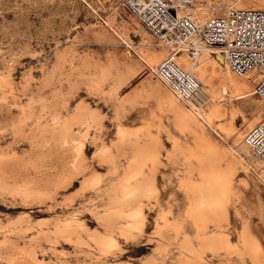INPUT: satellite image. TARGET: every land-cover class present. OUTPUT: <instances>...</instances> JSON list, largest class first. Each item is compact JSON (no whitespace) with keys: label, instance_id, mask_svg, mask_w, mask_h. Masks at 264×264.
Returning <instances> with one entry per match:
<instances>
[{"label":"rangeland","instance_id":"obj_1","mask_svg":"<svg viewBox=\"0 0 264 264\" xmlns=\"http://www.w3.org/2000/svg\"><path fill=\"white\" fill-rule=\"evenodd\" d=\"M209 1L213 4L216 0ZM109 20L115 27L134 21L154 44H161L124 9L122 0H0V264H149L152 258L177 264L185 235L197 244L192 220L184 221L178 237L172 227L158 234V224H165L161 219L164 213L171 212L174 221L183 219L188 208L181 184L187 166L181 151L194 147L193 136L175 126L174 115L161 104L152 84L159 83L173 93L151 75L148 66L142 64L131 72L123 64L113 63L126 46L109 39ZM129 35L135 44L142 42L134 31ZM237 77L244 79L245 75ZM252 88L255 92V85ZM208 101L199 93L192 103L206 109ZM263 102L256 92L240 101L238 107L247 120L257 122L247 128L239 119L237 129L247 134L264 119ZM93 112L98 120L84 125L81 120ZM158 120L160 128L155 125ZM145 125L159 135L162 148L161 164L153 174L159 194L146 200L143 232L127 238L114 226L119 248L101 253L84 232L80 233L83 242L77 241V235L74 240L55 237L48 242L39 238L36 229L18 231L28 225L26 220L18 222L20 217L28 215L33 224L41 219L63 223L78 219L91 231L105 233L107 228L99 216L108 204L106 194L119 184L134 156V147L119 151L114 145L120 140L119 130L137 132ZM65 126L70 127L69 133H64ZM209 133L230 149V141L221 140L211 129ZM174 137L179 147H174ZM74 143L84 146L80 154L73 150ZM103 147L116 155L117 172L102 161L99 153ZM92 174L100 175L101 183L82 190ZM193 179L195 188L201 178L196 174ZM17 185L36 193L18 195ZM233 186L237 196L228 204L229 221L224 231L230 242L240 247L241 233L248 225L264 248V182L258 172L239 169ZM209 230L216 231L214 224ZM163 240L171 252L157 251ZM206 256L211 264H242L235 254L213 256L209 252ZM246 263L253 264L249 259Z\"/></svg>","mask_w":264,"mask_h":264},{"label":"bare ground","instance_id":"obj_2","mask_svg":"<svg viewBox=\"0 0 264 264\" xmlns=\"http://www.w3.org/2000/svg\"><path fill=\"white\" fill-rule=\"evenodd\" d=\"M263 2L264 0H216L212 4L209 0H193L186 11L193 14L199 24H203L211 18L218 17L217 15H225L230 10L249 8L264 10ZM192 7H195L193 11ZM224 11L226 13L221 15ZM111 21L109 20L108 23L112 30L109 39L126 46L123 55L114 58V64H123L131 72L137 71L142 64H145L151 75H154L159 64L174 55L162 41L159 45L154 44L138 23L127 21L122 23V26L115 27ZM130 31L141 36L140 44L133 42L129 35ZM99 35L103 37V33ZM195 51L194 54H191L187 49L181 48L178 50L175 60L180 68L200 85L199 93H204L208 98V108H197L192 101L184 102L174 94L168 93L159 83L152 84V88L160 94L161 104L174 115L177 129L183 133H190L195 144L194 147H188L185 152L181 151L185 156L184 160L187 166L181 184L188 196V208L183 219L174 221L170 218L171 212L164 213L161 219L165 224H158V234H162L166 227H172L178 237L182 233L184 221L187 219L192 220L196 226L197 244L190 236L185 235L180 243L182 256L177 264H211V260H208L206 256L209 252L213 253V256L221 255L223 252L227 255L235 254L239 256L242 264H248L246 263L247 259L253 264H264V248L251 233L248 225L244 226L241 233L242 245L240 247L233 245L224 231L229 221L228 204L232 198L237 196L233 181L238 170L242 169L245 173L254 170L258 172L264 182V161L246 143L245 131L237 129L235 125L239 119L247 125V128L257 122V119L249 122L244 111L238 105L240 101L255 94L252 87L259 80V76L251 73L245 75L244 79L238 78L226 62L224 53L217 48H205L196 43ZM133 52L137 54L138 60L134 59ZM261 105L264 107V102ZM96 117L97 114L93 112L90 117L82 119L81 122L84 125L91 124L92 121L98 120ZM155 125L160 128L161 120H158ZM68 127H64V133H69L70 127ZM207 127L221 140L230 141L232 143L230 149L216 141ZM118 135H120V140L114 144L117 146V150L121 151L125 146L134 147V156L119 184L117 182V185L115 184L106 194L108 204L105 205L104 213L99 216V220L103 221L107 228L105 233L98 230L91 231L84 222L78 219H69L64 223L63 221H52V219H41L33 224L27 219L28 215L20 217L18 222L26 220L28 225L18 231L36 229L40 235L39 238L48 242H52L55 237L74 240L76 239L75 235L78 236L77 241L83 242L80 233L84 232L88 239L95 242L101 253L119 248L113 236L114 226H118L119 231L127 238L134 237L137 231L143 232L147 223L148 204L146 200L157 198L159 194L153 174L161 164L162 143L159 135L153 134L147 125L137 132L120 129ZM62 141L65 142L66 138L64 141L63 137ZM172 141L174 147H179L177 138L174 137ZM82 146V144L78 146L74 143L73 150L75 149L80 154ZM111 150L103 147L99 154L102 161L111 164V167H115L116 171L118 165L115 166L114 161L117 157L112 154ZM169 155L171 154L168 153ZM196 174L200 176L201 180L194 188L196 183L193 177ZM145 175H151V177L139 180ZM99 176L92 174L83 183L82 190L101 183ZM16 188L15 191L21 196L36 193L35 190L26 189L21 185H17ZM96 212L99 214L102 211L97 210ZM210 224H214L215 232H210ZM7 227L5 228L7 229ZM10 231L17 232L15 229H10ZM158 243L160 244L157 246V251L171 252L168 242L163 240ZM149 264H165V262H159L158 259L152 258Z\"/></svg>","mask_w":264,"mask_h":264},{"label":"built area","instance_id":"obj_3","mask_svg":"<svg viewBox=\"0 0 264 264\" xmlns=\"http://www.w3.org/2000/svg\"><path fill=\"white\" fill-rule=\"evenodd\" d=\"M193 0H122L124 9L174 55L163 60L155 76L178 99L193 101L200 85L180 68L175 60L178 50L185 48L194 54L196 43L205 48H217L238 76L254 73L259 76L255 92L264 98V10H230L223 16L199 24L186 11ZM246 143L264 161V119L247 132Z\"/></svg>","mask_w":264,"mask_h":264}]
</instances>
